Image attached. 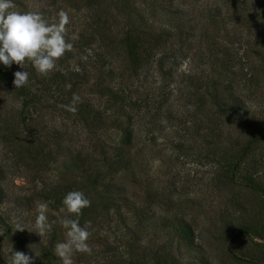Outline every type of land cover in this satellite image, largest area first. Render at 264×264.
Wrapping results in <instances>:
<instances>
[{
  "label": "rangeland",
  "instance_id": "obj_1",
  "mask_svg": "<svg viewBox=\"0 0 264 264\" xmlns=\"http://www.w3.org/2000/svg\"><path fill=\"white\" fill-rule=\"evenodd\" d=\"M12 3V10L42 13L49 23L68 13L72 49L48 74L67 67L81 78L44 92L24 126L17 124L20 101L0 84V122L19 129L10 142L0 131V264L10 261V250L35 257V264H61L54 247L67 238L64 217L90 222L92 252L74 251L73 264H264V140L238 158L264 132V0ZM96 14L109 24L103 40L117 37L111 47L92 33ZM139 27L158 38L150 40L154 57L133 73L120 39ZM215 93L225 102L239 95L241 114L221 110ZM74 95L76 110L99 109L100 127L66 109ZM118 122L132 132L128 145L119 140ZM26 127L44 147L28 146ZM117 147L121 161L111 156ZM97 171L103 177L94 184L87 173ZM71 191L91 201L78 216L51 204L53 194L64 199ZM108 191L115 192L114 209L105 208ZM41 204L55 223L40 237Z\"/></svg>",
  "mask_w": 264,
  "mask_h": 264
},
{
  "label": "clouds",
  "instance_id": "obj_2",
  "mask_svg": "<svg viewBox=\"0 0 264 264\" xmlns=\"http://www.w3.org/2000/svg\"><path fill=\"white\" fill-rule=\"evenodd\" d=\"M12 0H0V63L11 67L13 63L24 69L25 61H31L35 70L47 75L55 66L56 61L66 51L72 49V44L67 42L66 26L70 23L68 13L61 10L57 18L49 23L42 13L35 11L18 12L14 8ZM74 35L72 39H76ZM26 71L14 73L13 85L15 88L23 87L28 82ZM66 87L71 88V85ZM78 97L74 95L73 104L66 105L69 111H75V102ZM64 208L70 214L81 213L82 209L89 207L91 201L81 191H71L66 194L62 201ZM38 214L35 217V233L40 237L51 231L52 224L46 215L47 205L41 204L38 207ZM61 225L67 229L65 241L57 242L54 247L55 255L60 259L61 264H73L72 254L74 251L91 254L92 249L87 243L91 233L88 230L90 222L81 226L78 219L64 217L60 220ZM18 231L25 228L16 225ZM11 259L7 264H35V257H30L21 251H12Z\"/></svg>",
  "mask_w": 264,
  "mask_h": 264
},
{
  "label": "trees",
  "instance_id": "obj_3",
  "mask_svg": "<svg viewBox=\"0 0 264 264\" xmlns=\"http://www.w3.org/2000/svg\"><path fill=\"white\" fill-rule=\"evenodd\" d=\"M94 19H96L97 21H93L94 25L92 26L93 30L92 33L95 34L96 38L98 41H102V44L104 45H108L109 46V41L111 38H114V40H117L116 36H106L105 39L103 40V30L106 29V26L108 27V22L107 19L104 18V16L102 14H96L94 16ZM99 28L101 31V34L97 35V29ZM150 31L145 32L144 27H139V28H130L126 31H124L123 36L120 39V44L123 46V48L125 49V57H126V61L128 62V65L131 69V71L133 73H138L140 70L143 69V67L145 66V64H147L153 57H154V49L152 47H150L151 42L150 40H153V44L155 42V40H157L158 37H156L155 35L152 36L150 39L149 37L146 38V33H148ZM105 34L107 33V29L104 32ZM111 47V46H109ZM103 56V55H102ZM222 58H225L224 56ZM159 62V68H162V65L160 64V58H158ZM67 67H59L58 69L55 70V72H53L52 74H47V75H41V77L39 78L37 76V71L35 70V68L32 66L31 61H25L24 64V69L20 68L19 65L13 63L11 65V67H7L5 65H3V63H0V84L6 88L9 89V91L11 93L14 94V96L17 98V100L20 101V110H19V114H18V119H17V124L24 126L26 120H28L30 118L29 114L31 111H33L32 109L35 108L34 106L36 105L37 102H39L42 98L45 99V97H43L44 92H48L50 93L51 90L56 89V87L59 84L64 83L65 80L70 81L71 85H73V81L72 78L74 80H77L81 77H79L80 75V71L78 70H74L71 69L70 71L67 70ZM17 71H26L29 75H28V82L26 85H24L23 87L20 88H15L13 85V80H14V73ZM66 72H69V75L66 76ZM79 77V78H78ZM75 82V84H76ZM230 81L226 82L224 89H229L230 88ZM70 88V91L71 92ZM64 92V91H63ZM52 94V93H51ZM65 94V92H64ZM68 96V97H67ZM114 97L115 99L118 97V92L117 91H112L109 94V98ZM66 101L67 103H69L72 99L70 97V95L67 93L66 94ZM215 100L214 102H217V106H220V109L223 111H227L228 113H230L231 115H238L241 114V108H242V101L239 97V95H230V102H225L223 100H218L217 101V94L215 93L214 95ZM109 98L107 100H109ZM122 101V100H121ZM84 106V105H83ZM86 106V105H85ZM82 107H77V114L80 116V121L88 123L89 122V118L91 119V121L96 125L100 127L101 124V114L99 113V109H95L93 107L87 109ZM109 123V127H111V123L110 121H108ZM90 123V122H89ZM9 122H7L6 120H3L0 122V131L2 129V135L5 139V141L10 140L17 135L18 130L15 126L9 127ZM121 122L118 123H113V125L118 128V130L120 131V139L122 140L123 143H127L126 145H128V143L130 144V140H131V136H132V132L129 131L126 127L121 125ZM2 127V128H1ZM25 128V127H24ZM27 128V127H26ZM3 129L5 130L3 132ZM29 132V137L31 138L30 143H29V147H44L45 144H43V141L39 139V136H37V134H35L34 130H28V128L26 129ZM260 140H264V132L260 131V132H256L255 135L250 139V141H248L240 150V154L238 155V158H243L245 155L247 154L248 151L253 147L254 144H256L258 141ZM104 156L109 157L108 155L104 154ZM113 158H115L117 161H121L122 158V147L118 149V147L116 148V151L113 153ZM110 158V157H109ZM111 162H114V160L111 158ZM110 162H108L109 164ZM237 169V165L236 163L231 165V169ZM103 176L100 175V171H97L94 175H91V173H87V179L90 181H92L94 184H97L98 181H100L102 179ZM248 180H253L252 178L248 179ZM257 188H261L260 186H257ZM109 197L111 196V201L110 203H108L107 201L106 204L105 202H103L102 204H105V208L107 209H111V208H115L114 204L112 203V196L115 194V192L113 191H108ZM107 195V196H108ZM48 202L50 201L47 197H45ZM51 204H56V208H59L60 205H63L62 200L63 198H59L57 197V195L53 194V197ZM111 204V205H110ZM118 209V208H117ZM182 230L185 233L189 234V228L183 227ZM18 240V239H15Z\"/></svg>",
  "mask_w": 264,
  "mask_h": 264
}]
</instances>
